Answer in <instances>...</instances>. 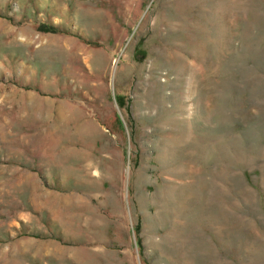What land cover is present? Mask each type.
Listing matches in <instances>:
<instances>
[{
	"label": "rangeland",
	"instance_id": "obj_1",
	"mask_svg": "<svg viewBox=\"0 0 264 264\" xmlns=\"http://www.w3.org/2000/svg\"><path fill=\"white\" fill-rule=\"evenodd\" d=\"M0 264H264V0H0Z\"/></svg>",
	"mask_w": 264,
	"mask_h": 264
},
{
	"label": "trees",
	"instance_id": "obj_2",
	"mask_svg": "<svg viewBox=\"0 0 264 264\" xmlns=\"http://www.w3.org/2000/svg\"><path fill=\"white\" fill-rule=\"evenodd\" d=\"M48 28H49V29H48ZM47 29H48V30H54V28L51 27V26H50V27L47 26Z\"/></svg>",
	"mask_w": 264,
	"mask_h": 264
}]
</instances>
